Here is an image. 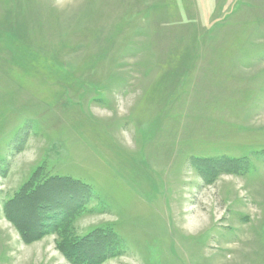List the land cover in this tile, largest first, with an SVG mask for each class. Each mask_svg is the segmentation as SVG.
<instances>
[{"label":"rangeland","instance_id":"1","mask_svg":"<svg viewBox=\"0 0 264 264\" xmlns=\"http://www.w3.org/2000/svg\"><path fill=\"white\" fill-rule=\"evenodd\" d=\"M32 177L102 264H264V0H0V264H72L4 216Z\"/></svg>","mask_w":264,"mask_h":264},{"label":"trees","instance_id":"2","mask_svg":"<svg viewBox=\"0 0 264 264\" xmlns=\"http://www.w3.org/2000/svg\"><path fill=\"white\" fill-rule=\"evenodd\" d=\"M204 163L212 171L219 172L229 170L232 162ZM69 184L71 182L58 178L43 181L32 177L3 203L5 218L26 243L37 241L48 234H58L59 250L72 264H102L107 258L120 254L124 249L115 250V237L101 230L86 236L73 234L72 217L75 218L81 212L85 199L74 200ZM54 192L60 196L57 197ZM52 193L55 195L54 202L50 201Z\"/></svg>","mask_w":264,"mask_h":264}]
</instances>
